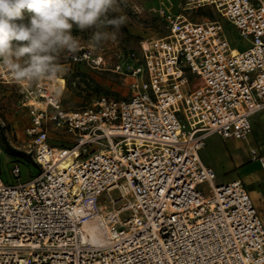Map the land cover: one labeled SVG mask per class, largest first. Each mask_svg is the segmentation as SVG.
<instances>
[{"label":"built area","instance_id":"built-area-1","mask_svg":"<svg viewBox=\"0 0 264 264\" xmlns=\"http://www.w3.org/2000/svg\"><path fill=\"white\" fill-rule=\"evenodd\" d=\"M206 6L248 46L234 52L219 18L163 12L168 33L115 64L128 80L124 99L100 95L71 110L64 76L21 86L0 75L31 119L11 144L39 168L29 181L18 162L14 182L0 175V264H264V221L245 181L217 183L201 157L212 134L248 140L264 113V0H187L186 9ZM67 56L106 65L89 48ZM59 132L69 143L53 139ZM66 153L72 162L61 167ZM250 153L264 167V155ZM94 219L100 239L84 229Z\"/></svg>","mask_w":264,"mask_h":264},{"label":"rangeland","instance_id":"rangeland-1","mask_svg":"<svg viewBox=\"0 0 264 264\" xmlns=\"http://www.w3.org/2000/svg\"><path fill=\"white\" fill-rule=\"evenodd\" d=\"M186 5L187 0H129L124 9L127 23L121 26L114 39L102 41L96 47L90 46L93 43L91 37L95 31L94 28L81 31L74 26L73 34L81 41L80 49L89 48L101 52L106 58V65L102 69L92 68L70 61L67 56L68 52L62 54L60 60L64 65V70L59 76L66 77L63 106L71 110L83 109L90 106L100 95L114 99L128 97L130 94L128 80L124 75L114 70L115 64L122 61L128 51L137 49L141 41L168 33L169 29L162 16L163 12L184 13L195 20L219 18L224 22L227 36L234 48L241 50L248 46V42L240 37L238 29L218 16V13L211 7L206 6L196 12L186 9ZM22 11L24 12V21L27 22L32 13L27 8ZM109 31H111L110 27ZM58 81L64 84L62 77H59ZM23 101L24 96L16 85L0 82V124L2 132L10 144L13 142L17 145L18 142L25 140V129L31 122L29 108L23 104ZM256 118H259V115ZM56 135L52 134L55 141L60 142L61 140V142L69 143L71 139V136L65 133L59 132V138ZM251 137L252 134L248 140L233 138L223 140L219 135L212 134L207 138L202 156L207 163L214 167L217 183L228 182L240 177L245 181L248 189H257L258 185L264 186V179L259 182H251L246 171L238 172L237 169L228 167L229 160L239 158L250 161L252 157L250 153ZM4 147L0 137V175L5 181L14 182L16 180L11 174L15 162L21 166V181H29L39 173L38 165L32 157L8 153ZM252 162L256 163L253 160ZM207 186V184H203L201 187L206 190ZM113 194L116 197L118 192L115 191ZM101 200L104 201L103 196Z\"/></svg>","mask_w":264,"mask_h":264},{"label":"clouds","instance_id":"clouds-1","mask_svg":"<svg viewBox=\"0 0 264 264\" xmlns=\"http://www.w3.org/2000/svg\"><path fill=\"white\" fill-rule=\"evenodd\" d=\"M129 0H0V75L21 86L61 74L65 52L81 48L73 28L95 29L91 47L114 39L127 23ZM32 15L24 21L23 9ZM109 27L111 31H109ZM16 42L15 44L13 42ZM23 42V43H21Z\"/></svg>","mask_w":264,"mask_h":264},{"label":"crops","instance_id":"crops-1","mask_svg":"<svg viewBox=\"0 0 264 264\" xmlns=\"http://www.w3.org/2000/svg\"><path fill=\"white\" fill-rule=\"evenodd\" d=\"M259 115V118H256V116ZM254 130H252V141L250 143V148H256L259 150V152L264 155V113H258L253 116L252 119ZM206 147V146H205ZM204 147V148H205ZM203 148V149H204ZM201 157L205 164L212 166V164L207 163L203 156L201 151ZM252 157L250 161H246L243 159L237 158L236 160H229L228 167L229 169H237L238 172L240 171H246L248 174V178L251 182H259L264 179V167L260 164L258 160L256 163L252 162ZM251 196L253 197L254 203L264 221V186H257V189H248Z\"/></svg>","mask_w":264,"mask_h":264},{"label":"bare ground","instance_id":"bare-ground-1","mask_svg":"<svg viewBox=\"0 0 264 264\" xmlns=\"http://www.w3.org/2000/svg\"><path fill=\"white\" fill-rule=\"evenodd\" d=\"M234 52H238L239 49L233 47ZM67 154V153H66ZM73 157L70 154L62 157L60 160V166L65 167L67 164L72 162ZM85 232L89 234L94 239H100L104 236V228L102 223L97 219L87 222L84 226Z\"/></svg>","mask_w":264,"mask_h":264},{"label":"trees","instance_id":"trees-1","mask_svg":"<svg viewBox=\"0 0 264 264\" xmlns=\"http://www.w3.org/2000/svg\"><path fill=\"white\" fill-rule=\"evenodd\" d=\"M199 10V9H198ZM0 137L4 143V149L5 151H7L8 153H11V154H20V155H24V156H29L31 157L30 155H28L27 153H25L24 151L22 150H19L15 147H13L6 139V136L4 135V133L2 132V127H1V124H0Z\"/></svg>","mask_w":264,"mask_h":264}]
</instances>
